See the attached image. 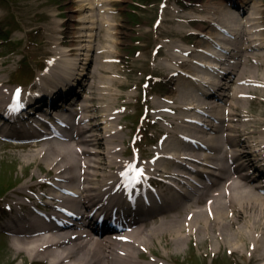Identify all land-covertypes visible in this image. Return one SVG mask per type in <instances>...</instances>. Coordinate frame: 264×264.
<instances>
[{
	"label": "bare ground",
	"instance_id": "1",
	"mask_svg": "<svg viewBox=\"0 0 264 264\" xmlns=\"http://www.w3.org/2000/svg\"><path fill=\"white\" fill-rule=\"evenodd\" d=\"M77 4L79 9L77 10H70L69 19L64 24H61L64 28V32L67 37L72 38L73 45L69 47V49L65 48V52H69L67 55V58H64L63 64L64 68L63 71L60 72L63 75V78L66 80H63L59 82L56 80L55 84H52V87L57 88V90L51 91L45 87L44 89L38 91L42 93L44 97H51L53 93H61V97L65 98V92H62L60 89L61 86L67 87L70 92H66V99L69 98L70 95H72L75 90V85H70L69 80L74 82H79V87L83 88L84 84L87 87V96L85 99L87 102L95 101L97 104L94 105V109L98 110L99 112H106L110 113L108 114L106 118H111L114 120V118L111 116V113L113 110H118L122 104L123 99L127 97V95L122 93L121 88L124 89H130L135 86L133 79L135 77L134 68L130 71H128V79L129 81H123V78L119 76L121 72L125 73L127 72V67H123L121 65H118L117 63L111 64L112 62L108 60L107 58H116L113 57V55L106 56V53L114 52L112 49L109 51H99L95 48V55H92L88 53V55L76 51H81L85 49L81 45L79 46L80 49L77 50L76 42L80 39L81 35H79V32L76 31V25L75 22H87L88 19H92V14L87 16H77L76 12H83L87 9H95V6H100L104 3V0H74ZM120 0H110V2H119ZM109 2V1H107ZM231 3L232 5H238V7L245 8V5L248 3V0H208L206 2V8H201L203 5H199L197 8L195 5H192V3H189V8H191L192 11L196 9H201V13L198 14L194 13L193 16L199 17V22L195 23L191 20H187L184 27H193L196 32L200 34H209L212 36L213 39H219L223 40L224 37L220 35L221 31L218 28H214L212 26V21L221 22L220 17L221 15H218L219 12L225 11L224 8L227 10H230L227 3ZM89 6V7H88ZM92 8H91V7ZM224 6V8H222ZM235 9V8H233ZM113 10L107 8L106 11ZM264 10V9H262ZM255 11V9H254ZM256 12V11H255ZM192 12H189L191 14ZM228 14V13H227ZM226 14L227 17H224L227 19L225 22L231 23L235 22L236 19L234 17H230ZM254 14H259L254 13ZM56 16V14H55ZM61 14H57V17H60ZM220 16V17H216ZM96 18V16H94ZM93 17V18H94ZM180 16L176 15L174 17H171V14L169 11H166L165 16L161 17V24L164 28H161L158 34V37L155 38L152 43L151 47L149 49V54L154 49L157 52L156 55V61L160 56L164 58V60L170 62L174 65H180L179 67L187 70V72L195 71L197 70L196 66L194 64H191L187 61H179L175 54L172 53V51H181V49L178 47H173L170 42L163 41L164 38H172V37H181L183 36V32H181V29H175V31H171L168 27V24L181 22ZM247 19L248 23V30L250 31V36L254 33V27L260 23L263 24L264 22V11H262V16L255 18L251 17V14L243 17V19ZM97 19V18H96ZM114 19H117L115 16L111 17V20L114 21ZM241 18V21H243ZM259 19V20H258ZM99 20V19H97ZM103 21L104 24V16L101 17L100 22ZM240 21V22H241ZM257 21V22H256ZM240 22H236V27H239L241 25ZM98 23V21H97ZM103 24V25H104ZM196 24V25H193ZM102 26V24H101ZM117 26V27H116ZM212 26L213 28H211ZM262 26V25H261ZM109 32H112V36L116 38L118 35L122 36H128V28L126 26L119 24V25H108ZM122 27V28H119ZM179 27V26H178ZM264 27V26H263ZM98 28V27H91L90 29ZM180 28V27H179ZM241 28H243L241 26ZM240 28V29H241ZM235 30V28H233ZM264 31V28H261ZM118 35L116 36L117 32ZM59 32V31H58ZM187 32V30H186ZM185 32V33H186ZM220 35V36H219ZM92 37L94 35L88 34V35H82V37ZM218 37V38H217ZM186 38V35H185ZM55 38L53 40V43L55 42H62L63 37ZM65 39H67L65 37ZM264 40V35L263 38ZM257 40V39H256ZM115 41V40H113ZM94 43V40L91 41ZM210 42V41H209ZM207 43V42H206ZM208 46L212 47L215 46L214 40L210 43H207ZM208 46H205L206 48ZM208 47V49H210ZM263 48V47H262ZM184 52V51H182ZM72 53V54H71ZM76 55H75V54ZM79 53L83 56L87 57V59H81V63H74L76 59H78L77 55L79 56ZM197 51H192L191 54H196ZM62 53H57V55L61 56ZM101 54H103L101 56ZM199 55L205 56V58L210 57L209 54L200 52ZM66 60V62H65ZM85 60V61H84ZM187 62V63H186ZM78 66V68H77ZM117 66V68H116ZM79 69V74H74L72 72V68ZM121 67L120 71H117L118 68ZM51 68H54L51 66ZM57 67H55L56 69ZM258 68V67H256ZM115 70V71H113ZM149 71L153 74H160V75H168L173 71V68L170 67V65H158L154 68L149 69ZM243 73H248L247 75H250V78H252V81L257 82L258 78H260V74L257 71V69L250 68L248 70H245ZM75 75V76H74ZM109 77L108 85H100L103 84V80ZM186 79H183L181 77V81L179 83L178 88L173 91L171 90L170 96L167 98H164L165 103L162 104V106L155 105L153 103L150 104V106L154 109L153 112L156 114L155 119L160 122V126L166 131L164 134H167L169 137L177 136L178 131L181 130V128H189L190 125L187 124L189 119H178L177 117H173L170 119V115L167 113L170 110H175V113L179 116L180 114H184L185 111L182 108V103L189 101V105L193 107V112H195L198 109H202L204 111H208L209 113H212L213 109L217 107L215 104L216 102H212L211 99L202 98L199 96H194L192 94H189L185 92L187 89V86L185 85ZM174 78H169V82H173ZM184 82V83H182ZM6 84H10V82H5L3 80H0V100H4L7 97H11L13 99V95L16 93L15 89L11 86L4 87ZM60 84V85H58ZM54 87V88H55ZM52 88V90L54 89ZM234 88L238 91L241 90V92L245 93H251L252 88L251 87H245L240 85H235ZM104 89L103 91H101ZM46 90V91H44ZM2 91V92H1ZM86 91V90H85ZM50 93V96H49ZM59 93V94H60ZM176 94H179L178 97H176ZM263 98H264V92ZM174 96L176 98H174ZM59 98V97H58ZM98 98V101H97ZM174 98V99H173ZM45 98H41L39 101H43ZM54 107L58 104L54 103L56 102L55 98L52 97ZM171 99V100H170ZM55 100V101H54ZM48 101V100H47ZM102 101H107V103H102ZM173 106H168L167 102H171ZM247 104L249 103V100L244 98L243 100H240L236 103V107L240 104ZM264 103V101H263ZM83 104V103H82ZM196 104V106H195ZM233 104V103H232ZM37 105V103H36ZM41 104H38L40 106ZM84 105V104H83ZM99 105V106H98ZM84 106H87L86 104ZM97 106L99 108H97ZM88 107H92V105L88 104ZM88 107H85V112L88 113ZM113 109V110H111ZM226 109V106L223 108L222 113L224 115V110ZM236 113V117L239 116V111H232ZM219 110V115H222ZM264 115V112H263ZM101 115L95 114L93 117L96 119ZM90 116H85L87 118ZM203 120V119H201ZM211 120H205V123L208 126H212L210 124ZM98 123V122H97ZM99 124V123H98ZM112 124V122H111ZM198 126V125H196ZM229 131H239V133H242L241 129L243 128L242 125H237L235 123L234 125H230ZM200 127V126H199ZM253 127L261 128L264 127V120L261 121L260 126L256 125L255 122L253 124ZM216 129H221L220 127H216ZM100 127L97 128V134L89 136L91 139L86 143H83V146L85 145H91L90 149L84 150V153H78L75 151L73 147H71L69 144L65 143L60 146L56 142H46L42 145L38 150L35 151H29V153H25L21 155V158L25 161V163L30 164V162H39L38 165L44 164L45 167L52 172L54 175V178L56 179H68L72 183L70 185L75 186L74 184L79 180L80 178V164L81 161L84 160V162L87 164L86 169V175H85V184L86 189H88L89 195H87V198L95 199L98 195L97 193H94L95 187H99L100 181H105L109 176L105 173L107 168H103L101 165L105 164L108 168L114 166L116 163H120V160L117 158L111 159L109 154H111V150L114 149V144L117 142V139L120 138V140L125 144V140L121 134L116 135L114 140H111L108 143L107 148H105L106 151H108L107 155H104V152L101 150L102 147H105V144L103 142V135L100 134L101 132ZM160 132V130H159ZM223 132V131H222ZM161 133V132H160ZM201 134V141L207 142L210 141L214 148L213 150L218 149L219 153L217 154V157L221 158L220 160H217V162H225V159L221 157L222 148L224 151L223 145H221V141H225L227 144L231 145V150L228 151V153L232 154V157L234 159H238L240 157L249 158L250 152H249V146L247 140H242L243 135H239L237 132L233 134H229V136L224 138H219L218 136H209L206 131L199 132ZM258 139V146H264V128L258 131L255 135ZM248 138V137H247ZM169 145H171L174 150H177V147H174L172 143L167 140L166 141ZM170 142V143H169ZM109 145H111L109 147ZM186 152H190L189 149H184ZM92 152V154L87 155L88 152ZM183 151H179V155H181ZM226 152V151H225ZM227 153V154H228ZM184 155V154H183ZM189 155L193 158H196L197 153L193 154H185ZM264 152H260V156H263ZM103 156H105L103 158ZM165 157L161 155L156 161L157 164L155 165L156 169L160 171V168L164 167V172L168 173L167 166H164V164H161L160 167V161L163 159L165 161ZM135 162L138 161V158L135 157ZM240 160H243L240 159ZM132 163V164H133ZM131 164V165H132ZM41 165V166H44ZM163 166V167H162ZM79 167V168H78ZM79 172V173H78ZM235 174L238 175V178L234 179ZM221 175L226 177V181L232 180V187H231V196L228 197L226 195H219L214 199V202L211 204L213 207V217H209V215L205 214L203 210H197V213L195 216L190 220V223L186 225V219L182 221V219H178V217H170L168 219H161L160 221L156 222L155 224L148 225L144 224L134 230L132 236L133 241L132 244L128 245L125 248H122L119 250L120 253L118 254L115 252V249H113V245L103 244L99 240H95V237L92 235L89 239L84 240L82 238H79L75 241L72 238V234H78L77 231L68 234V233H51L47 235H34V236H26L25 238H11L10 239V246L12 250L15 252L16 255L22 256L23 258H28L29 261L34 262L38 258H42L43 261H46L47 264H144L142 262H137L136 260L141 259L142 255L146 250L151 255H154V257H157V259H149L146 264H171L170 260L168 258H173L174 256L183 253L187 250V246L190 247L192 243L197 245L199 248V251L202 255L209 256L212 260H218L221 257L229 256L232 258H239L242 263L241 264H264V196L258 193L254 188L253 185L250 183V179L243 177L241 173V169L235 170L234 174H226L222 173ZM47 177V176H45ZM33 178V177H32ZM41 176L36 177L34 182L29 181L26 182L20 190H26L29 188H35L37 186V182H39L41 179ZM46 179V178H45ZM59 182V181H57ZM59 182V184H61ZM92 184L93 186H90ZM220 184L224 185V182H221ZM251 184V185H250ZM63 185H60L58 188L62 187ZM79 187V186H78ZM56 188V190L58 189ZM53 190H55L53 188ZM58 191V190H57ZM56 192V191H55ZM58 194V193H57ZM57 194H53L50 192L47 193V195L53 196V198L58 199L60 197ZM52 198V197H51ZM17 204L21 205V201L17 202ZM183 207H180L179 210H182L184 208L188 209H197L195 206L197 204L188 205L183 203ZM73 205L79 206L81 209L84 207L87 208L86 205L82 204L80 201H74ZM83 211V210H82ZM232 214V217L229 216V214ZM19 212L14 216V219H19L18 216ZM186 218V217H185ZM20 226L16 227V229H12L13 232L17 233H24L27 234V230H25L23 227L28 222L27 220L20 219ZM34 224L39 225L40 221L37 219H32ZM30 222V223H31ZM68 234V235H67ZM80 235L82 232L79 233ZM158 239L166 244L164 245L165 251L163 255L157 256L153 253V242ZM163 239V240H162ZM80 240V241H78ZM244 262V263H243Z\"/></svg>",
	"mask_w": 264,
	"mask_h": 264
},
{
	"label": "rangeland",
	"instance_id": "2",
	"mask_svg": "<svg viewBox=\"0 0 264 264\" xmlns=\"http://www.w3.org/2000/svg\"><path fill=\"white\" fill-rule=\"evenodd\" d=\"M199 1L207 2L208 0ZM163 4L164 3L162 0H153L152 4H148L144 0H120L119 2L111 3L109 7H116L119 9L116 12V14L118 15L115 16L117 19H114L113 21L110 19L111 16H109L111 14L107 13V15L106 13H103L105 14V17H109L104 18V21L107 20L114 25L122 24L129 30L128 36L118 35L116 38L111 35L108 28L101 26V16L98 14V10L87 9L83 12H76L77 16H87L92 14L93 17L96 16V18L99 19L97 20L95 17H92L91 19L90 17L87 22H75V24L78 25L76 26V28L78 29L76 31L79 32V35H81L76 45L78 47L80 45L84 48L86 47L85 49L81 50L80 53L82 52L86 55H88V53H92V55H95V48L98 50H102L105 48H108L109 50L110 48H114L115 52H118L116 53L117 56L122 55L126 58H129V65L131 66V68H134L135 73L133 82H138L143 77L142 74L139 75V71H142V68H144L143 61L148 59V64L151 67V63H149L151 55H149V51H147V48L149 46L148 39L152 38V36L155 34V30L153 28V25H150V22L152 21L154 14L158 13V7ZM170 5L176 10H182L181 7L177 6L174 1H172ZM245 7L246 11H249V13H252L253 9H256V11L259 12L264 11L262 10L264 9V0H248V3ZM222 8H224V6H222ZM77 9H79V7L74 0H0V78H4V80L7 81L8 77L11 74L13 75L12 79L20 78L21 80L24 72L18 74L17 76L16 72L18 71L22 62H24V57H26L25 59H27L35 68H41L45 64V59L53 50V40L55 38L61 37L58 31H63V27H60V25L68 21L70 10L75 11ZM227 12L228 11L225 9V11H222L221 13L219 12L218 15L222 14L221 17H225L223 15H225ZM55 14H61V16L57 17V15L55 16ZM228 16L231 17L230 14ZM222 19L224 20V18ZM181 24L171 23L168 24V27L171 31L175 32L177 31L175 29H181V32L183 33H185L186 30H189V27H184L185 25L183 23ZM178 25L180 26V28L178 27ZM91 27L98 28L90 29ZM88 34H92L94 36L82 37V35ZM93 40L94 43L91 42ZM201 41H203V39H201ZM189 44H191V46ZM174 45H183L186 48H189L194 47V45H197V43L195 41H192L191 43L176 42L174 43ZM136 47L137 49H142V54L140 52L139 56L136 55V51L135 53L133 51V49L135 50ZM102 55L103 54H101V56ZM111 55L112 54H106V56ZM77 57L78 59H87V57L83 56L82 54H80L79 56L77 55ZM125 57H122V65L125 64ZM80 63L81 62H79V64ZM130 69L127 68V72L120 73L122 78H127L123 79V81H129L127 74ZM3 70H6L8 77L6 73H3ZM120 70L121 67L118 68L116 72ZM258 72L260 74V77L264 79V67L261 68V71ZM144 73L146 74V71ZM109 77L111 76H108V78L103 80V84L100 85H108L107 82H109ZM30 81V79H24L18 83L28 86ZM171 86H174V88H176V84L171 85L166 81L162 83V86L157 89L161 92L164 91L163 93L168 92L167 94L169 95L171 93L169 91V89H171ZM103 90L104 89H102L101 91ZM261 92H264V90H262ZM178 96L179 94H176V97ZM131 97L132 99H134V95H131ZM102 103H107V101H102L101 104ZM248 105L249 106L247 107L244 106L243 109L245 111H253L254 122L256 124H260L261 121H263L260 119H264V117L262 116L264 112V104H259L258 100L256 102L252 101L251 104L249 103ZM131 111L134 112L135 110L132 109ZM140 113L141 111L139 112V114ZM133 122L134 125L132 126ZM124 124H129V127L133 129V127L137 125V119L126 120ZM150 132L153 133V130H150ZM147 138H149L148 134ZM40 147L42 146L32 148H9V145H6L5 143L3 145H0V191H5L3 194L4 196H2L0 199V203L7 201L5 200L7 197H18L17 194H20L19 188H21L26 182L32 181L38 176L42 177V175L48 172V169L44 164L38 165L39 162L35 161L27 164L21 158L22 154L29 153V151L38 150V148ZM104 157L105 156H103V158ZM7 217L8 214L5 211H2L0 215V221L2 218ZM165 244V242L156 239L153 242L152 249L158 255H163V253L166 252L164 248ZM168 260H177L176 262L181 264H215L217 262H220V264H234V261L237 264L242 263L239 258L235 259L229 256L221 257L214 263H212V259L209 256L202 255L199 251V248L194 243H192L190 247L187 246V250L185 252L180 253L173 258H168ZM28 261V258H23L22 256L16 255L10 246L9 239L6 236H2V234L0 233V264H30V262Z\"/></svg>",
	"mask_w": 264,
	"mask_h": 264
},
{
	"label": "snow or ice",
	"instance_id": "3",
	"mask_svg": "<svg viewBox=\"0 0 264 264\" xmlns=\"http://www.w3.org/2000/svg\"><path fill=\"white\" fill-rule=\"evenodd\" d=\"M20 97H21V90L17 89L16 94H15V99L17 103L13 107L19 106ZM130 173H134V175H130ZM123 175L128 177L129 183H131L132 181L138 180L143 175V169L138 168L136 165H129V171L123 173Z\"/></svg>",
	"mask_w": 264,
	"mask_h": 264
}]
</instances>
